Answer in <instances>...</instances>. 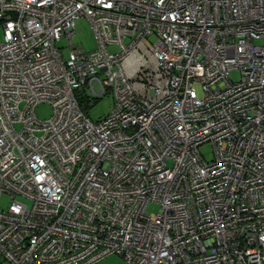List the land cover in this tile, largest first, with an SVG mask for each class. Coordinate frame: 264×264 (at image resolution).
Returning <instances> with one entry per match:
<instances>
[{
  "label": "built area",
  "instance_id": "built-area-1",
  "mask_svg": "<svg viewBox=\"0 0 264 264\" xmlns=\"http://www.w3.org/2000/svg\"><path fill=\"white\" fill-rule=\"evenodd\" d=\"M0 23V264H264V0H0ZM107 84L93 121L78 94Z\"/></svg>",
  "mask_w": 264,
  "mask_h": 264
},
{
  "label": "rangeland",
  "instance_id": "rangeland-1",
  "mask_svg": "<svg viewBox=\"0 0 264 264\" xmlns=\"http://www.w3.org/2000/svg\"><path fill=\"white\" fill-rule=\"evenodd\" d=\"M2 38H3L2 25L0 23V40H2ZM72 41L76 46H79L80 48L84 49L87 52L97 48L98 43L95 34L86 17L81 16L78 19H76L75 30L73 31V35H72ZM58 44L60 46H63L64 54H67L69 47L67 46L68 43L65 36L61 37V39L58 41ZM108 49L116 50L117 46L110 44L108 45ZM151 64H152V59H151ZM137 78H138L137 74L132 75L133 80ZM237 78H238V73L233 72L231 74V79L236 80ZM97 83H98L97 80H93L92 82V84L95 86L96 90L98 91L100 89V86ZM195 88L197 93L201 95L200 86L195 85ZM112 92H113L112 86L107 84L104 93L101 96L97 97L96 99H93L92 92H90L91 95H88L90 101L88 102L86 110L88 115L93 121H97L101 119L111 109L114 102ZM81 95H84L83 90H81ZM84 101L86 102L85 99ZM80 107L84 111H86L82 105ZM52 111H53L52 107L47 102L39 103L35 108V112L39 119H46L47 117L51 116ZM200 150L206 159L211 158L212 149L209 143H205L201 145ZM8 202H9V198L7 196H3L0 200V207L2 208L5 207L8 204ZM158 210L159 208L156 204H149L147 206L148 212H156ZM3 264H6V262H3ZM97 264H126V260L119 254H111L101 259L99 262H97Z\"/></svg>",
  "mask_w": 264,
  "mask_h": 264
},
{
  "label": "trees",
  "instance_id": "trees-1",
  "mask_svg": "<svg viewBox=\"0 0 264 264\" xmlns=\"http://www.w3.org/2000/svg\"><path fill=\"white\" fill-rule=\"evenodd\" d=\"M84 90V89H82ZM78 98H79V103H81V105L83 106V108L86 110V107L88 105V102L90 101L88 95H86V92L84 91V95H81V91L78 94ZM84 99L86 100V102L84 101ZM93 99H96L95 97H93ZM86 104V105H85ZM87 112V110H86ZM111 255V254H110Z\"/></svg>",
  "mask_w": 264,
  "mask_h": 264
},
{
  "label": "bare ground",
  "instance_id": "bare-ground-1",
  "mask_svg": "<svg viewBox=\"0 0 264 264\" xmlns=\"http://www.w3.org/2000/svg\"><path fill=\"white\" fill-rule=\"evenodd\" d=\"M62 53H63V55L64 56H66V55H68V53L67 54H64V50L62 49ZM53 109V108H52ZM47 119V118H46ZM100 261V260H99ZM99 261H97V262H99ZM97 262L95 263V264H97Z\"/></svg>",
  "mask_w": 264,
  "mask_h": 264
}]
</instances>
